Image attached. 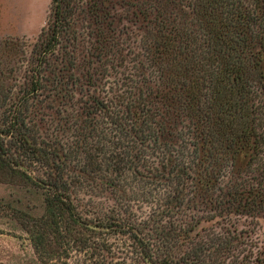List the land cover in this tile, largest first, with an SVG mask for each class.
Masks as SVG:
<instances>
[{
  "label": "trees",
  "instance_id": "1",
  "mask_svg": "<svg viewBox=\"0 0 264 264\" xmlns=\"http://www.w3.org/2000/svg\"><path fill=\"white\" fill-rule=\"evenodd\" d=\"M18 42L0 41V173L41 195L38 255L104 234L139 264H264V0H50Z\"/></svg>",
  "mask_w": 264,
  "mask_h": 264
},
{
  "label": "rangeland",
  "instance_id": "2",
  "mask_svg": "<svg viewBox=\"0 0 264 264\" xmlns=\"http://www.w3.org/2000/svg\"><path fill=\"white\" fill-rule=\"evenodd\" d=\"M49 4L50 0H0V41L19 38L24 43L17 45L25 44L24 50L29 55L40 31L46 26ZM35 190L30 182L17 174L0 173V264H139L138 258H130L128 242L104 234L87 237L89 240L84 249L66 242L55 245L56 249L47 244L46 253L38 255L28 233V228L32 229L31 217L43 213L41 195ZM94 192L99 194L100 191ZM106 196V193H100L99 200ZM132 205L141 206L142 203L135 201ZM258 232L264 240V217ZM103 239L121 252L120 258L112 263L103 260L100 252L94 249L95 243H102Z\"/></svg>",
  "mask_w": 264,
  "mask_h": 264
},
{
  "label": "water",
  "instance_id": "3",
  "mask_svg": "<svg viewBox=\"0 0 264 264\" xmlns=\"http://www.w3.org/2000/svg\"><path fill=\"white\" fill-rule=\"evenodd\" d=\"M149 264H151V263H149Z\"/></svg>",
  "mask_w": 264,
  "mask_h": 264
}]
</instances>
